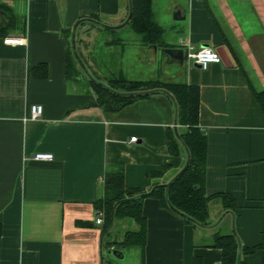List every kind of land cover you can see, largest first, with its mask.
I'll list each match as a JSON object with an SVG mask.
<instances>
[{"label": "crops", "instance_id": "obj_1", "mask_svg": "<svg viewBox=\"0 0 264 264\" xmlns=\"http://www.w3.org/2000/svg\"><path fill=\"white\" fill-rule=\"evenodd\" d=\"M147 5L161 29L150 43L132 16L125 22L130 0H0V264H224L218 234L234 235L237 264H264V111L256 98L264 92V0ZM73 33L86 67L77 62V75L67 69ZM8 37L24 45L4 43ZM205 46L224 60L196 66L187 53ZM87 73L106 85L124 78L198 87L206 223L151 196L142 201L143 248L121 244L138 229L132 219L107 223L102 214L97 223L108 169L123 167L127 186L149 192L168 185L187 153L167 148L168 133L181 127L171 94L106 110ZM34 104L43 107L38 120L30 117ZM37 152L53 159L36 161ZM220 193L237 206L225 208Z\"/></svg>", "mask_w": 264, "mask_h": 264}, {"label": "trees", "instance_id": "obj_2", "mask_svg": "<svg viewBox=\"0 0 264 264\" xmlns=\"http://www.w3.org/2000/svg\"><path fill=\"white\" fill-rule=\"evenodd\" d=\"M133 8L130 20L132 27L145 37L147 43L158 40L161 29L151 19L147 0H133ZM77 62L73 51L70 50L67 64L68 74H78ZM92 84L98 105L106 110H119L135 98L145 95H120L97 83L92 82ZM108 86L114 90L126 92L164 87L174 97L176 103L177 122L181 126L178 134L189 152V164L186 170L169 185H156L149 192L127 186L124 181L123 167L115 166L108 169L105 174V197L96 203L98 212L105 216L107 223L117 218H130L135 221L138 229L127 231L121 244L140 248H143L147 242L146 219L142 214V201L147 196L158 198L161 205H169L187 220L206 223L209 201L205 191L208 142L206 134L199 126L198 87L184 83H169L164 86L155 81H131L124 78H113ZM256 98L264 111V92L257 93ZM167 148L174 155H179L183 148L182 143L171 132L168 133ZM162 173L154 172L153 174L159 176ZM215 196L222 199L225 208L233 209L237 206V201L227 193ZM214 244L215 247L221 249L224 264H237L238 246L233 234L216 235ZM247 251L251 252L252 249L248 248Z\"/></svg>", "mask_w": 264, "mask_h": 264}, {"label": "built area", "instance_id": "obj_3", "mask_svg": "<svg viewBox=\"0 0 264 264\" xmlns=\"http://www.w3.org/2000/svg\"><path fill=\"white\" fill-rule=\"evenodd\" d=\"M4 43L12 45H24V39L22 37H8L4 39ZM189 59L193 60L195 63L199 64L201 68L205 69L211 64L221 63V55L208 46L202 47L198 50H189L187 53ZM43 107L40 104H34L30 107V117L31 119L40 118L42 115ZM131 141H136V137H131ZM36 161H51L53 159L52 153L37 152L32 157ZM97 223L102 222V213L99 214V218L96 220Z\"/></svg>", "mask_w": 264, "mask_h": 264}, {"label": "water", "instance_id": "obj_4", "mask_svg": "<svg viewBox=\"0 0 264 264\" xmlns=\"http://www.w3.org/2000/svg\"><path fill=\"white\" fill-rule=\"evenodd\" d=\"M129 9H130V10H129V14H128V17H127V19H126V21H125L126 23L129 22V20H130V18H131V16H132V9H133V8H132L131 0H130V8H129ZM3 18H4V13H3V11L0 10V24H1L2 20H3ZM90 20H91V21H94L95 23H99L98 21H95V20H93V19H90ZM153 46H154V48H156V45H153ZM72 50H73V53H74V55H75L77 61L81 64V67L86 71V67H85V65L83 64V62H82L81 58L79 57L78 52H77V50H76L75 33H73V37H72ZM164 51L169 52V53H176V52H178L177 50H174V49H164ZM181 52H182V51H179L180 54H181ZM219 55H220V54H219ZM222 56H223V55H221L220 57H221V60L223 61L224 59H223ZM195 65L198 66L199 68L201 67V66H199V64H197V63H195ZM87 74H88V73H87ZM88 77H89V79H91L92 82L97 83L98 85H101V86H103L104 88H106V89H108V90H110V91H112V92H115V93H117V94H120V95H125V96H126V95H140V94H149V93H154V92L160 91V92H163V93L169 95V97L171 96L170 93H169L167 90L163 89V88H155V89L142 90V91H132V92L117 91V90H114V89L110 88L108 85H106V84H104V83H102V82L97 81V79L93 78V77H92L91 75H89V74H88ZM175 135H176V137L178 138V140L180 141V143H182V146L185 148L186 153H187V158H186V163H185L184 167L181 169V171H179V172H178V173H177V174L171 179V181L168 183V185H169L173 180H175L180 174H182V173L186 170V168L188 167V164H189V152H188V150L186 149V147L184 146L183 142L181 141L177 129H175Z\"/></svg>", "mask_w": 264, "mask_h": 264}, {"label": "rangeland", "instance_id": "obj_5", "mask_svg": "<svg viewBox=\"0 0 264 264\" xmlns=\"http://www.w3.org/2000/svg\"><path fill=\"white\" fill-rule=\"evenodd\" d=\"M126 29H128L129 30V28L127 27ZM131 220V219H130ZM132 221V220H131ZM119 232V235L122 233V232H124V231H118Z\"/></svg>", "mask_w": 264, "mask_h": 264}]
</instances>
